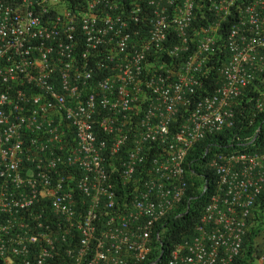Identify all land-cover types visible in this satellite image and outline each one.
<instances>
[{
  "label": "built area",
  "instance_id": "obj_1",
  "mask_svg": "<svg viewBox=\"0 0 264 264\" xmlns=\"http://www.w3.org/2000/svg\"><path fill=\"white\" fill-rule=\"evenodd\" d=\"M121 1L0 0L4 264H162L155 227L186 193L188 152L233 126L235 99L264 83V0ZM199 3L217 22L194 33L193 47ZM221 47L220 78L195 100ZM164 50L188 56L167 62ZM254 100L262 111L264 97ZM207 165L216 190L165 264H230L242 249L264 188V145Z\"/></svg>",
  "mask_w": 264,
  "mask_h": 264
},
{
  "label": "trees",
  "instance_id": "obj_2",
  "mask_svg": "<svg viewBox=\"0 0 264 264\" xmlns=\"http://www.w3.org/2000/svg\"><path fill=\"white\" fill-rule=\"evenodd\" d=\"M68 1L70 7H72L77 0ZM125 1L122 0L121 2ZM139 1L143 2L142 0ZM127 7H130V5H127ZM199 17L194 20L193 26L195 29H200L205 25V20L201 16ZM231 20L225 23L221 29V35L224 39L230 28ZM191 30H193V27ZM194 33L196 32L194 31ZM194 38V44L196 45L197 37L194 36ZM175 42V38L170 35L166 49H171ZM161 55L167 62L173 61L175 63H182V58L185 59L188 56L187 53L182 52L179 58L173 60L166 50ZM226 55V49L221 47L212 62L213 68L207 81L209 83L208 90L207 87L205 90L200 88L199 95H195V100L206 94V92H213L214 78H220L219 69L225 65ZM257 94L264 95V83L260 80H256L247 86L243 90V94L235 99L233 126L208 134L188 152L185 160V166L189 170L186 193L179 206L155 227L154 245L163 249L161 254L162 264H165L164 260L177 244L193 238L196 234V227L203 217L206 205L216 190L218 179L213 170L208 168L209 160L218 153H256L262 150L264 145V111L258 112L256 109L254 98ZM148 168L149 163H146L143 169L146 171ZM118 191L119 201H123L127 197L126 189L124 190V187L119 186ZM158 232H160L159 238H157ZM60 248H63V245H60ZM159 250L156 249L155 251L157 255ZM262 254L264 255V188L255 201L252 225L244 236L242 249L230 264H256L257 259ZM56 259L60 258L55 256L53 260L49 261L51 264L56 263ZM0 264H4L3 261L0 260Z\"/></svg>",
  "mask_w": 264,
  "mask_h": 264
},
{
  "label": "clouds",
  "instance_id": "obj_3",
  "mask_svg": "<svg viewBox=\"0 0 264 264\" xmlns=\"http://www.w3.org/2000/svg\"><path fill=\"white\" fill-rule=\"evenodd\" d=\"M237 12V11H236ZM196 13H197V17H199V16H201V18H203L204 20H205V25L202 27V28H200V29H195L194 28V21H192V23H191V25H190V27L188 28V34L190 35V37H193L194 38V31L195 32H197V31H199V30H201V29H203L204 27H206V26H210V25H214V24H212V23H214V21L215 22H217V15H216V13L213 11V12H211V13H206V12H203V9L200 7V3H199V5L197 4V6H196ZM196 17V18H197ZM200 18V17H199ZM234 18H235V11H233V13L226 19V21L224 22V23H222V27H223V25L225 24V23H228V21H230L231 19V23L234 21ZM230 23V24H231ZM192 27H193V30H191L192 29ZM222 27H221V29H222ZM221 29L219 30L220 31V34H221ZM172 36V34L170 33V34H168V37L169 36ZM195 39V38H194ZM197 41H198V39H197ZM166 44H167V42H166ZM191 45L194 47L195 46V44H194V41L193 42H191ZM260 96H262V97H264V95L263 94H260V95H256L255 97H260ZM256 106V105H255ZM262 111H264V109L262 110ZM259 112V111H258ZM262 264H264V262L262 263Z\"/></svg>",
  "mask_w": 264,
  "mask_h": 264
},
{
  "label": "rangeland",
  "instance_id": "obj_4",
  "mask_svg": "<svg viewBox=\"0 0 264 264\" xmlns=\"http://www.w3.org/2000/svg\"><path fill=\"white\" fill-rule=\"evenodd\" d=\"M262 263L263 261H261V259H257L256 264H262Z\"/></svg>",
  "mask_w": 264,
  "mask_h": 264
}]
</instances>
